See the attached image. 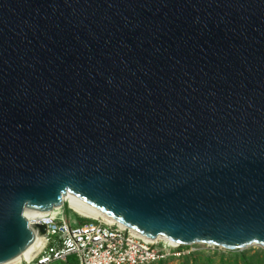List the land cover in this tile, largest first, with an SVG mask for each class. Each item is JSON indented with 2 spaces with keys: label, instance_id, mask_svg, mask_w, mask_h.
<instances>
[{
  "label": "water",
  "instance_id": "95a60500",
  "mask_svg": "<svg viewBox=\"0 0 264 264\" xmlns=\"http://www.w3.org/2000/svg\"><path fill=\"white\" fill-rule=\"evenodd\" d=\"M67 195L150 239L264 248V0H0V264Z\"/></svg>",
  "mask_w": 264,
  "mask_h": 264
},
{
  "label": "built area",
  "instance_id": "2783aa9c",
  "mask_svg": "<svg viewBox=\"0 0 264 264\" xmlns=\"http://www.w3.org/2000/svg\"><path fill=\"white\" fill-rule=\"evenodd\" d=\"M64 205L68 206L66 200ZM68 209L87 221L69 225L60 212L24 214L29 223L44 224L46 230L29 253L11 264H158L189 254L184 245L145 240L115 222Z\"/></svg>",
  "mask_w": 264,
  "mask_h": 264
},
{
  "label": "trees",
  "instance_id": "16d2710c",
  "mask_svg": "<svg viewBox=\"0 0 264 264\" xmlns=\"http://www.w3.org/2000/svg\"><path fill=\"white\" fill-rule=\"evenodd\" d=\"M199 255L200 252H189V254L178 258L176 261H178V264H264V248H258L252 253L248 251L225 250L217 259L214 255L210 254L202 253L201 256ZM164 262H160L159 264H163Z\"/></svg>",
  "mask_w": 264,
  "mask_h": 264
},
{
  "label": "bare ground",
  "instance_id": "6f19581e",
  "mask_svg": "<svg viewBox=\"0 0 264 264\" xmlns=\"http://www.w3.org/2000/svg\"><path fill=\"white\" fill-rule=\"evenodd\" d=\"M64 200H66V202L68 203L69 208H71L73 211L79 213L80 215H82V216H84V217H87V218H99V217H101V218H103L104 220H106V221L109 222V223H114V222H115V223H117L119 226L125 228L124 225H122V224H120V223L114 221L112 218H110V217H108V216H106V215H103V214H101V213H99V212H97V211H95V210H93V209H90V208H88V207H86V206H84V205H82V204H80V203H78V202H75V201L69 199V198H68V195H67L66 197H64ZM60 210H61V207L53 208L51 211H38V210H28V209H26V210L24 211V214H25L26 216H29V215H32V214H48V213H49V214H53V215H55V214L59 213ZM131 232L134 233V234L137 235V236L142 237V238L145 239V240H149V241H150V240H151V241H152V240H162V241L168 242V240L163 239V238L150 239V238H148V237H145V236L139 235V234H137V233H135V232H133V231H131ZM18 259H19V256L16 257V258H14L13 260L8 261V262L3 263V264H11V263L17 261Z\"/></svg>",
  "mask_w": 264,
  "mask_h": 264
},
{
  "label": "rangeland",
  "instance_id": "374dc122",
  "mask_svg": "<svg viewBox=\"0 0 264 264\" xmlns=\"http://www.w3.org/2000/svg\"><path fill=\"white\" fill-rule=\"evenodd\" d=\"M58 215L60 217L64 218L69 225H74L77 222L87 221L85 219L79 218L75 213L70 211L68 209L67 205L66 206L63 205L61 207L60 213ZM258 248H261V247L250 246V247H247L243 250H238V251H248V252L252 253L253 251L257 250ZM186 249L189 252H195V251L200 252L199 256H201L202 253L214 255L216 257V259L218 258V256L221 253H223L225 251V249H221L218 247H212V246H208V245H204V244H192ZM163 264H178V261H176V260L175 261H166Z\"/></svg>",
  "mask_w": 264,
  "mask_h": 264
}]
</instances>
